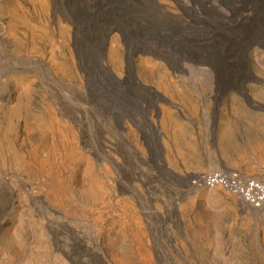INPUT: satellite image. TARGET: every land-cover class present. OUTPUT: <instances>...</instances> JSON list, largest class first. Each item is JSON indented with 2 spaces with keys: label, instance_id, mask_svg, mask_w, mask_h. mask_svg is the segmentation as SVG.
Returning a JSON list of instances; mask_svg holds the SVG:
<instances>
[{
  "label": "rangeland",
  "instance_id": "1",
  "mask_svg": "<svg viewBox=\"0 0 264 264\" xmlns=\"http://www.w3.org/2000/svg\"><path fill=\"white\" fill-rule=\"evenodd\" d=\"M264 0H0V264H264Z\"/></svg>",
  "mask_w": 264,
  "mask_h": 264
},
{
  "label": "built area",
  "instance_id": "2",
  "mask_svg": "<svg viewBox=\"0 0 264 264\" xmlns=\"http://www.w3.org/2000/svg\"><path fill=\"white\" fill-rule=\"evenodd\" d=\"M193 187H220L236 195L252 208H264V178H256L239 170L214 169L199 173L190 179Z\"/></svg>",
  "mask_w": 264,
  "mask_h": 264
}]
</instances>
